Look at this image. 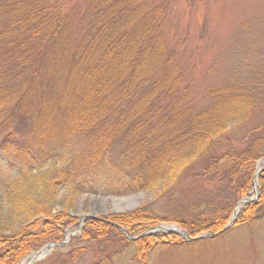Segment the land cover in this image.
Instances as JSON below:
<instances>
[{
    "label": "trees",
    "instance_id": "16d2710c",
    "mask_svg": "<svg viewBox=\"0 0 264 264\" xmlns=\"http://www.w3.org/2000/svg\"><path fill=\"white\" fill-rule=\"evenodd\" d=\"M77 1L0 0V264L60 243L74 222L66 210L75 196L162 194L200 160L201 177L223 184L234 203L197 218L192 229L178 225L191 235L220 233L264 160V124L242 150L214 153V143L249 121L252 100L226 89L211 93L205 109L189 104L155 32L160 6L85 0L83 12ZM25 136L39 153L20 146ZM257 185V202L240 210L232 228L258 218L264 169ZM147 211L91 219L80 239L128 245L120 229L134 237L167 221ZM177 240L144 237L134 255L141 263L149 247L185 243Z\"/></svg>",
    "mask_w": 264,
    "mask_h": 264
},
{
    "label": "rangeland",
    "instance_id": "374dc122",
    "mask_svg": "<svg viewBox=\"0 0 264 264\" xmlns=\"http://www.w3.org/2000/svg\"><path fill=\"white\" fill-rule=\"evenodd\" d=\"M140 1L149 7L160 6L162 9L161 23L155 32L172 56L169 71L175 74L189 104L196 109H205L213 105L211 93L226 89L248 94L252 100L249 121L232 127L226 140L214 143L212 147L218 155L245 148L255 136L253 129L264 124V0ZM77 2L83 12L87 10L85 0ZM19 144L37 153L41 150L40 145L27 136L20 138ZM202 167L201 160L192 162L177 183L162 194L156 191L123 197L88 193L75 196L72 206L68 204L66 210L74 222L64 228L62 241L46 244L19 264H28L27 258L52 244L56 246L47 249L41 259L31 264H264V206L253 223L235 229L232 225L222 236L185 241L178 235V228L186 233L188 239L211 235H191L178 222L192 229V225H197V218L213 209L229 208L234 203L230 191L223 184L216 179L201 177ZM255 169L256 172L263 170L264 160L259 161ZM256 190L258 196L250 203L257 202L259 198L258 185ZM252 191L245 198H252ZM244 206L239 208L238 214ZM140 208L167 221L134 237L120 229L130 243L128 245L114 242L112 238L102 243L81 241L84 226L91 219L131 214ZM57 210L61 209L58 207ZM7 224L12 227L10 218ZM159 227L175 229L178 243H185L181 246H158L154 242L140 263V256L134 255V244L139 239L175 235Z\"/></svg>",
    "mask_w": 264,
    "mask_h": 264
},
{
    "label": "water",
    "instance_id": "95a60500",
    "mask_svg": "<svg viewBox=\"0 0 264 264\" xmlns=\"http://www.w3.org/2000/svg\"><path fill=\"white\" fill-rule=\"evenodd\" d=\"M261 171H262V169H261V170H258V171L256 172L255 176H254V180H253V191H252V193L254 194V196H253L252 198H250V199L245 198V199L241 200L240 202H238V203L235 205V207H234V209H233V212H232V214H231V217H230V221L226 224V226L223 228V230H222L220 233H218V234H214V235H204V236H199V237H197V238H195V239H188L186 233H185V232H182V230L179 229V228L177 229L178 232H179V234H178V232H177L175 229H172V230H171V229H165V228H162V227H159V229L165 230L167 233H169V232L172 231V232H174L175 234L180 235L185 241H199V240H203V239H212V238H215L216 236H218V235L224 233L228 228L232 227V225H233V223H234V221H235V218H236V216H237V214H238L239 208H240L241 206H244V205L250 203L252 200H254V198H256V197L258 196V192H257V190H256V185H257L256 178H257L259 172H261ZM157 229H158V228H157ZM55 246H56V245H53V244H52V245H47L46 247H44L43 249H41L40 252H38V253H36V254L30 256L29 258H27L26 261L28 262V264H31L32 262L41 259V258H42V254H43L47 249H52V248H54Z\"/></svg>",
    "mask_w": 264,
    "mask_h": 264
}]
</instances>
